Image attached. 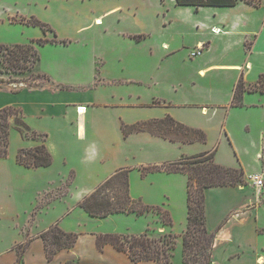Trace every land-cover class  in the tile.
I'll return each mask as SVG.
<instances>
[{
	"label": "crops",
	"instance_id": "1",
	"mask_svg": "<svg viewBox=\"0 0 264 264\" xmlns=\"http://www.w3.org/2000/svg\"><path fill=\"white\" fill-rule=\"evenodd\" d=\"M88 1L95 0H47L48 5L45 8L56 7L59 13L58 16L62 19L65 26L72 28L76 33H80L88 27H91L93 23L95 25L102 23L103 17L101 16L117 14L118 6L112 7L100 15H93L91 14L92 11L84 13L81 8ZM172 1L175 3V0ZM188 9L190 12H195L199 16V26L196 30L197 41L193 46H188L184 42L182 49L187 50L193 47V51L199 49L200 46H203V48L198 56L190 57V59L194 60L196 68L191 74V79L187 80V82H174V84L182 89L184 85L190 83L201 94V97H191V100L185 102L171 101L169 105L165 101L167 111L164 117L169 114L184 124L187 123L189 126L207 131L203 124L195 122H192L194 123L192 124L190 122L191 120L183 118L181 116L183 112L179 113L180 111H175V108L195 107L201 109L199 112L204 117L208 116L209 113L216 116L220 112V108L225 109L231 105L235 86L241 78L248 84H254L258 81L260 75L264 74V5L261 7H253L244 2H240L234 7L203 6L198 10L194 7H188ZM32 16L38 18L36 15L25 16V13L22 12L20 0H15L11 6H3V10H0V22L3 23H7L8 21L19 23L22 18H30ZM40 18L46 20L43 16H40ZM51 23L57 26L55 22ZM249 44L250 47H247ZM161 50L168 57L180 51L179 48L173 47L169 42H164V47ZM152 53L154 52L152 51L151 55ZM225 70L231 71V80L228 81L227 88L222 91L219 88V84L222 81L220 78ZM39 73L49 78V81L47 80L45 85L40 88H18V92L8 91V94H11L13 97L22 94H48L47 100L39 102V118H46L50 122H55V128H39V132H37L47 134L46 145L53 156V163L49 167L39 168H26L20 165L16 159L18 150L20 148H33L42 143L23 137L14 128L19 140L18 147L14 151L13 156L8 155L9 157L0 158V182L6 186L4 190L0 187V218L3 215V218L5 217L12 221L15 220L14 228L26 227L30 224L29 221L33 217V212L36 211L37 213L33 218V224L31 226L32 235L38 237L37 235H40L56 224L67 232H76L65 227L59 221L61 217L65 218L69 216L68 211L70 206H68L67 212L64 211L60 216H55L50 219L46 226H40L42 225L43 214L49 212L48 206L50 205V201L58 198L57 196L52 198L44 207L40 206L42 208L40 212L39 210L37 211L41 200L46 195L64 186L65 179L68 182L73 174L75 178L76 172L79 173L80 164L84 158H81V162H77L72 156L74 148H78L79 146L83 147L86 150L85 152H87L85 157L88 160L93 155H98V149L104 154H101L99 158L96 156L91 159H95L94 164L91 165L92 167L86 169V171L94 173L97 170V175L93 178L94 182L90 188L76 193L77 200L71 207L72 210L78 206V203L87 194L94 191L100 183L120 168L176 162L185 155H188L190 149L203 152L213 148L210 137H208L207 145H205L206 143L183 144L172 142L146 132L125 137L121 131V123L123 122L121 118L117 121L120 134L116 133L115 139L112 138L104 141L102 125L98 124L99 116L97 113L99 111H84V108H82L85 107L84 104L80 103V100L76 101L77 99L58 98V95L64 90L60 87L62 85L60 83L61 80L49 70L39 71ZM101 78V81L103 79L105 81L108 80L107 83H115L117 81L115 78L104 75ZM216 95L224 97L223 99L225 100H217L215 98ZM8 106L19 108L23 111V115L24 111H27L23 105L11 100L0 105V109ZM243 106L264 108V94L259 92H246L243 97ZM60 107H63V109H59ZM74 107H81L79 108L80 112L81 110L83 112L79 113V110L77 111ZM208 109L212 111H207ZM248 126H250L249 123ZM112 132L116 131L112 130ZM259 133V142L261 143L256 142L250 145V147L245 148L247 153L256 162L264 158V127L260 126ZM224 135L226 139L232 140L237 151V155L235 154V156L240 157V165L241 168L243 167L242 169L246 175L251 173H264V170H258L257 168H251L250 170L246 164L241 162V151L234 137L232 134H227L226 132ZM94 146H96V150ZM128 146H130L129 150H122V148H127ZM130 158H137V164L135 166L130 163ZM215 161L219 164L226 165V167L234 166L231 163L226 164L225 161L219 158V155H215ZM90 162L93 163V161ZM179 175L184 179L186 185L185 217L181 220L180 225H176L173 211H169L174 222L172 226H165L161 221L155 219L156 217L152 213L142 216L146 218L152 216L153 219H146L140 216L135 217L137 215L132 213L128 215L135 218L137 222L138 220H142L139 222L143 225V228L139 232H132V235H141L145 232L152 231L153 234L150 236H154L155 238L162 233H170L180 236L177 242V248L181 245L180 238L187 227L188 216L187 177L179 173H157L144 177L146 178L144 180L143 177L141 178L139 171L135 170L130 174V181L131 194L135 183H137L140 191H148L146 183L144 182L150 180L152 190L155 192L161 190L164 193V197L169 199L172 196L171 192H168L171 191L169 188L170 185L165 187L168 190L165 191L161 189V184L162 182L169 183L172 178H178L177 176ZM133 178L134 181L132 180ZM68 193L64 196H67ZM140 196L144 197L145 194L139 192L134 198ZM205 198L207 227L209 232L215 236L211 264H264V187H211L205 190ZM146 202L148 204H155L149 197H147ZM21 208L25 209L24 215L19 212ZM45 209H47V212L43 213L42 211ZM84 214L86 213L84 212ZM112 216L115 215H110L106 218ZM19 223L24 225H20ZM76 233H79V238L75 247L70 250H62L54 261L59 260L61 264L65 262H73L74 264H135L126 253L116 250L111 245H107L102 251L99 250L96 244V234L102 232L90 233L79 225L78 232ZM19 234L21 233L19 232ZM84 236H89V248L79 250L78 247ZM24 240L25 236H22L15 240L13 244ZM11 252L13 253L11 264H13L14 260H16V264H22V262H19V255L15 254L13 250ZM44 256H46L44 242L41 238H36L27 249L25 264H31V262H35V259L38 258L39 260V258L41 259ZM54 261L51 263L48 262V264H53ZM137 264L151 263L140 262Z\"/></svg>",
	"mask_w": 264,
	"mask_h": 264
},
{
	"label": "rangeland",
	"instance_id": "2",
	"mask_svg": "<svg viewBox=\"0 0 264 264\" xmlns=\"http://www.w3.org/2000/svg\"><path fill=\"white\" fill-rule=\"evenodd\" d=\"M13 1L15 0H0V10H3V6H11ZM20 1L22 4V12L25 13V16L36 15L40 20L49 23L55 29L58 40L67 41V44L50 42L44 46H38L35 43L39 50L40 60L33 71H27L21 74L9 71L3 63L2 55H0V105L10 100L23 105L27 110L24 111L25 120L32 129L39 132V128H55V122H50L46 118H39V102L47 100L48 94H22L13 97L11 94H8V91L18 90V88H21L20 85H22V88H26V85L30 84L34 88L42 87L47 81L36 79L39 77V71L49 70L61 80L60 83L62 85L60 87L64 90L58 95V98L77 99L76 101L80 100V103L84 104L85 107H82L84 111H99L97 113L99 116L98 124L102 125L104 141L112 138L115 139V134H120L117 122L120 118L127 124L163 118L169 102H185L191 100V97H201V94L190 83H185L186 85L182 89L174 84V82H187V80L191 79V74L196 68L194 60L190 59V57L193 58L196 56L193 53L200 54L203 48V46H200L199 49L193 51V47L187 50L182 49L184 42L188 46H193L197 41L196 30L199 26V16L195 12H190L188 7L177 6L172 0L88 1L81 8L84 13L92 11L91 14L100 15L106 10L118 6L117 14L101 16L103 17L102 23H100L101 25H95L93 23L91 27H88L80 33H76L72 28L65 26L62 19L58 16L59 13L56 7L45 8L48 5L47 0ZM261 1L262 5H264V0ZM40 16H43L46 20L40 18ZM50 21L55 22L57 26H54ZM41 38L52 40L54 34L51 32L45 34L39 27L9 21L7 23L0 22V44H29ZM164 42H169L170 45L179 48L180 51L169 57L168 55L165 56V52L162 53L163 51L161 50L164 47ZM152 51L154 53L151 55ZM103 75L115 78L117 81L115 83H107L108 80L105 81L104 79L101 81ZM220 79L224 81H220L219 84V88L223 91L227 88L228 81L231 80V71L225 70ZM215 98L219 101L225 100L223 99L224 97L218 95ZM230 107L228 106L225 109L220 108V112L216 116L209 113L205 117L199 112L201 109L195 107H177L175 111H180L179 113L183 112L181 116L191 120V123L203 124L207 130H204L207 133V137H210L213 143L211 150L215 149L216 155H219V158L225 161L226 164H233L234 166L232 168H241L240 157L235 156V154L237 155V151L230 136V140L225 138V132L232 134L235 142L239 146L242 158L241 162L246 164L250 170L251 168L264 170V158L256 162L245 150V148L250 147V145L256 142L261 143L259 142V130L260 126L264 127V108H251L247 106ZM59 109H63V107ZM74 109L78 111V108L74 107ZM207 111L212 110L208 109ZM79 113H82L80 109ZM6 119L11 126L9 155L13 156L19 144L17 132L14 129V115L9 114ZM248 123L250 126H248ZM112 130L116 132H112ZM36 141L42 143L43 138L37 137ZM94 149L96 150V146H94ZM129 149L130 146L122 148V150ZM98 150V155H93L88 160L85 157L87 152H85L86 150L83 147L79 146L73 149L72 156L76 161L81 162V158H84L85 161L83 162L84 159L82 160L80 171L79 173L76 172L75 178L73 174L68 182L65 179L64 186L54 190L41 200L37 208L39 212L42 209L40 206L44 207L52 198L58 197L50 201V205L48 206L49 212L43 214L42 225L40 226H46L50 219L55 216H60L64 211L67 212V208L70 206L68 211L69 216L65 218L61 217L59 221L65 227L76 232H78L79 225L90 233L102 232L125 235H132V232H139L143 228V225L139 222L142 220L137 219V222L135 218H132L128 214H115V216L110 218L98 219L88 217L79 206L72 210L71 207L77 200L76 193L90 188L94 182L93 178L96 177L97 170L91 173L86 171V169L92 167L91 165L94 164L95 159H91L96 156L99 158L101 154H104L100 149ZM199 153H202V151L190 149L188 155L185 156H193ZM129 160L134 166L137 164V158H130ZM90 161H93V163ZM139 167L128 168H131V172H133L135 170L139 171ZM157 173L163 172L150 174ZM148 175H141V178L147 177ZM260 175L264 180V173ZM177 177L172 178L171 181L168 180L169 183L162 182L161 184V189L165 191H168L165 187L170 185L169 188L171 191L168 192H171L172 196L169 199L164 197V193L161 190H159L160 193L153 191L152 187H150V180L144 182L146 183L148 191H140L137 183H135L131 195L134 198L139 192L141 194L144 193V197L140 196L135 199H140L144 204H148L146 200L149 197L155 204L148 205L159 206L167 211H173L176 225H180L181 220L185 217L186 185L181 175ZM132 180L134 181V178ZM0 187L3 190L6 189V186L2 182H0ZM240 187L254 188L255 186L247 181V175L245 174V185H241ZM67 193L68 195L64 196ZM72 194L74 195L71 196ZM24 210V208H21L19 212L24 215ZM42 212L46 213L47 209ZM36 213V211L33 212V217L29 221L30 224L21 228H14L15 220L12 221L11 219L3 218V215H1L0 264H11L13 254L11 250L20 256V262L22 264L23 262L24 264L26 263L25 254L29 245L34 239H40V235L36 237L31 234V226ZM152 214L155 215V219L161 221L157 214ZM138 216L144 217L142 215L135 217ZM146 219H153V217L148 216ZM19 224L24 225L22 223ZM145 233L149 235L153 234L152 231ZM22 236H25L24 241L13 244L15 240ZM161 237L165 243L174 240V249L170 250L171 257L168 264H184L182 235L180 238L181 245L178 248L177 242L180 236L162 233L156 236L155 239L160 240ZM88 239L89 236L83 237L78 247L79 250L89 248ZM161 244L163 243L161 242ZM52 261H49L44 256L41 259L39 258V260L38 258L35 259V262H31V264H48V262L51 263ZM145 262L163 264L162 262L156 261ZM69 263L74 264L73 262ZM13 264H16V260L13 261ZM53 264L61 263L57 260Z\"/></svg>",
	"mask_w": 264,
	"mask_h": 264
},
{
	"label": "trees",
	"instance_id": "3",
	"mask_svg": "<svg viewBox=\"0 0 264 264\" xmlns=\"http://www.w3.org/2000/svg\"><path fill=\"white\" fill-rule=\"evenodd\" d=\"M240 2L253 7L262 6L261 0H175L177 6L194 7L196 10L203 6L234 7ZM19 23L39 27L45 34L51 32L54 34V38L52 40L41 38L29 44H0V55H2L3 63L11 72L21 74L36 68L40 54L35 43L38 46H44L50 42L67 44L66 40L57 39L56 31L50 24L34 16L22 18ZM247 47H250V44ZM38 76L36 79L49 81L46 75L39 74ZM20 87L22 88V85ZM26 87L34 88L31 84L26 85ZM246 92L264 94V74H261L254 84H248L241 78L235 86L230 106H242ZM9 114L14 115V128L23 137L32 140H36L37 137L43 138L40 145L33 148H20L16 156L17 162L26 168L49 167L53 163V156L46 145L47 134L33 130L24 120L23 111L13 106L0 109V158H6L9 155L11 126L6 119ZM121 131L125 137L146 132L159 138L183 144H205L208 139L207 133L203 129L184 124L169 114L163 118L134 124L122 122ZM215 155L216 150L213 149L193 156H184L176 162L150 164L138 168L142 176L163 172L168 174L179 173L188 177L187 227L182 235L184 264L212 263L215 236L209 232L207 227L205 190L211 187L245 185L244 170L217 163ZM131 171V168L118 169L100 183L94 191L87 194L78 203V206L92 218H106L115 214L143 215L155 213L164 225L172 226L174 223L169 211L163 207L144 204L140 199L132 197L130 189ZM40 238L44 242L47 259L52 261L62 250H70L75 247L79 233L67 232L56 224L42 232ZM96 244L101 251L107 245L113 246L116 250L126 253L135 264L145 261L168 264L171 257L170 250L174 249V240L165 243L162 237L158 240L152 238L148 233L141 235L100 233L96 234ZM66 264L70 263L67 262Z\"/></svg>",
	"mask_w": 264,
	"mask_h": 264
},
{
	"label": "built area",
	"instance_id": "4",
	"mask_svg": "<svg viewBox=\"0 0 264 264\" xmlns=\"http://www.w3.org/2000/svg\"><path fill=\"white\" fill-rule=\"evenodd\" d=\"M194 55H197L198 53H193ZM81 107H78V110ZM247 181L251 183V185L255 187H262L264 185V180L262 179L261 175L259 173H251L247 175Z\"/></svg>",
	"mask_w": 264,
	"mask_h": 264
},
{
	"label": "bare ground",
	"instance_id": "5",
	"mask_svg": "<svg viewBox=\"0 0 264 264\" xmlns=\"http://www.w3.org/2000/svg\"><path fill=\"white\" fill-rule=\"evenodd\" d=\"M81 112H83V110H81Z\"/></svg>",
	"mask_w": 264,
	"mask_h": 264
}]
</instances>
